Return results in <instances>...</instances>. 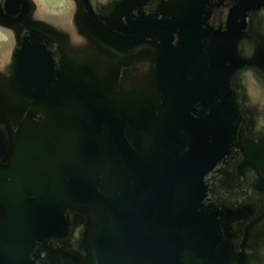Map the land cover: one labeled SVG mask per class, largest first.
I'll return each mask as SVG.
<instances>
[{"label": "water", "instance_id": "obj_1", "mask_svg": "<svg viewBox=\"0 0 264 264\" xmlns=\"http://www.w3.org/2000/svg\"><path fill=\"white\" fill-rule=\"evenodd\" d=\"M201 23L200 13L171 25L176 45L159 34L161 113L59 82L37 197L0 184V264H230L237 225L204 202V176L235 139L241 33L207 39Z\"/></svg>", "mask_w": 264, "mask_h": 264}, {"label": "flooded vegetation", "instance_id": "obj_2", "mask_svg": "<svg viewBox=\"0 0 264 264\" xmlns=\"http://www.w3.org/2000/svg\"><path fill=\"white\" fill-rule=\"evenodd\" d=\"M72 1L76 28L68 18L58 19L64 23L61 28L51 20L35 22L31 18L33 0H0V136L6 145L0 155V184L16 197L18 193L26 200L37 197L32 191H38L40 154L48 151L42 147L44 128L51 124L53 129L59 121V115L49 108L58 103L54 88L59 82L113 90L100 86L99 76L89 71H101L102 63L105 67L111 58L119 65L117 81H123V67L128 70L135 62L153 88L156 73L158 89L159 34L168 32L176 45L180 29L171 25L201 13L200 28L209 31L207 39L236 32V27L241 33L239 66L230 84L236 95L237 130L229 152L204 176V202L227 210L230 225H237L227 229L236 233L230 264H264V116L254 121L244 112L239 99L241 83L235 81L237 71L246 64L240 46L247 41L251 73L264 93V0ZM55 2L52 8L68 13L67 0ZM97 63L100 68H93ZM74 234L80 237L79 230ZM61 241L54 238L50 244L59 248Z\"/></svg>", "mask_w": 264, "mask_h": 264}, {"label": "rangeland", "instance_id": "obj_3", "mask_svg": "<svg viewBox=\"0 0 264 264\" xmlns=\"http://www.w3.org/2000/svg\"><path fill=\"white\" fill-rule=\"evenodd\" d=\"M29 2H32V0H28ZM56 0H33V9L34 12L32 13V17L36 19L35 22L40 23L41 20L46 21H55L57 27L61 28L64 26V23L59 22L58 19H65L68 18L71 19L72 24L75 28L78 25V19L76 16V7L74 4V1L67 0V4L69 7L68 13L66 14L64 11L57 10L54 7L53 4H55ZM30 10V9H29ZM28 10V11H29ZM30 13V11H29ZM38 19V20H37ZM46 23V22H45ZM68 27V25H67ZM246 41V40H245ZM247 41L240 46V51L243 57V61L246 63L242 68H240L236 75H235V81H237L239 84L241 83V90L239 93V99L241 102V105L243 107L244 112L248 114V116L254 120L258 121L264 116V93L259 88L258 85H256V76L251 73L252 67H251V47L250 45L246 44ZM131 66L130 69L127 70V67H123L125 69L123 71L124 78L123 81L121 79V82L117 81L118 75L117 72L119 70V65H117L116 62H114L111 58H108L107 64L102 63L103 69L101 71L95 72L94 70H89L93 73H96L97 76H99L98 84L100 86L105 87H111L113 90H101L99 87H93L96 94L99 96H102L104 98H113L115 100H121L123 102L127 103H135V106H145L148 108H153L156 111H160L159 113L163 112L165 110L166 104L163 100V98L159 95L158 89H157V81H156V73H155V88L149 85L147 82V76L145 75V72H141V66L140 64H136L135 62L133 64H129ZM99 67L100 64H94L92 65L93 68ZM107 77V78H106ZM114 80H113V78ZM116 77V78H115ZM123 77V76H122ZM132 78L133 83L127 82ZM114 85L118 87H113ZM261 86V85H260ZM262 87V86H261ZM238 89H240L238 87ZM116 91V92H115ZM258 94V95H257ZM261 97V98H260ZM261 99V102H259ZM257 102V103H256ZM56 105H50L49 108L53 110L54 114L58 111L56 108ZM56 109V111L54 110ZM253 112V116H252ZM57 114V113H56ZM50 120V119H49ZM48 120V121H49ZM249 125V124H248ZM247 124L245 125V127ZM244 127V128H245ZM246 131V130H245ZM49 149V147H47ZM224 176H222L223 180ZM220 184H224L223 181H220ZM223 201H227V197L222 196ZM73 238V237H72ZM70 239L68 241V244L72 245L74 243V238ZM67 241L64 243H61V246L68 245Z\"/></svg>", "mask_w": 264, "mask_h": 264}]
</instances>
